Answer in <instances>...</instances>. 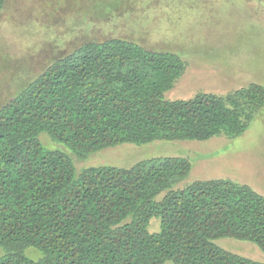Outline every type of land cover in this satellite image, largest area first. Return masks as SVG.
<instances>
[{"label":"trees","instance_id":"16d2710c","mask_svg":"<svg viewBox=\"0 0 264 264\" xmlns=\"http://www.w3.org/2000/svg\"><path fill=\"white\" fill-rule=\"evenodd\" d=\"M75 1L35 38L22 31L35 45L19 66L51 48L0 105V264H264L216 243L246 240L264 252V195L249 185L188 181L187 156L81 170L74 161L123 143L234 139L264 116V86L169 98L188 62L101 26L81 29L85 19L102 24V12L87 4L77 13ZM9 5L0 0V22Z\"/></svg>","mask_w":264,"mask_h":264},{"label":"rangeland","instance_id":"374dc122","mask_svg":"<svg viewBox=\"0 0 264 264\" xmlns=\"http://www.w3.org/2000/svg\"><path fill=\"white\" fill-rule=\"evenodd\" d=\"M68 1L59 5L51 0H9L0 22V105L19 89L22 78L36 71L48 57L45 49L51 46L45 45L43 50L32 52L28 65L19 66V56L35 45L25 34L31 31L35 38L39 23L49 18L54 22L60 14L71 12ZM77 1V13L85 11L87 4H92V8L97 5L102 12V24L85 19L80 23L81 29L101 26L106 35L116 31L117 35L135 38L148 46L177 52L188 62L185 73L167 93L169 98L188 99L202 91L226 93L250 83L264 86V0ZM124 19L129 35L121 24ZM76 40L70 39L67 46L74 45ZM43 139L47 146H57L47 137ZM160 156H187L194 165L188 181L229 178L264 195V116L256 117L245 133L231 140L218 136L205 141L123 143L86 158L75 156L74 161L81 170L99 165L130 167ZM159 227V218H153L150 230L158 231ZM216 243L264 261V252L251 241L221 238ZM26 255L37 260L41 253L28 248Z\"/></svg>","mask_w":264,"mask_h":264}]
</instances>
